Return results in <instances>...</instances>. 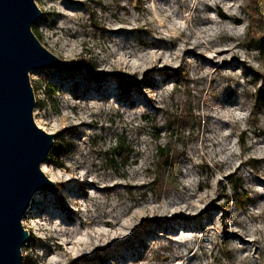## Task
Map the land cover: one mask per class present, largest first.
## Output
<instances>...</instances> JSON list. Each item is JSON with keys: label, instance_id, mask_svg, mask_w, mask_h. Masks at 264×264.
Returning a JSON list of instances; mask_svg holds the SVG:
<instances>
[{"label": "rangeland", "instance_id": "1", "mask_svg": "<svg viewBox=\"0 0 264 264\" xmlns=\"http://www.w3.org/2000/svg\"><path fill=\"white\" fill-rule=\"evenodd\" d=\"M137 1L35 0L32 32L70 68L29 73L62 167L43 163L54 190L22 218L21 264H264V110L250 116L264 0ZM185 102L194 118L174 126ZM160 145L186 156L155 197L145 168ZM229 176L246 212L226 205Z\"/></svg>", "mask_w": 264, "mask_h": 264}, {"label": "water", "instance_id": "2", "mask_svg": "<svg viewBox=\"0 0 264 264\" xmlns=\"http://www.w3.org/2000/svg\"><path fill=\"white\" fill-rule=\"evenodd\" d=\"M40 17L35 0H0V264H21V248L30 238L22 218L35 193L54 190L41 170L54 135L34 122L29 73L63 71L70 63L32 32Z\"/></svg>", "mask_w": 264, "mask_h": 264}, {"label": "trees", "instance_id": "3", "mask_svg": "<svg viewBox=\"0 0 264 264\" xmlns=\"http://www.w3.org/2000/svg\"><path fill=\"white\" fill-rule=\"evenodd\" d=\"M144 0H138L136 3V8L140 9L143 5ZM254 47L255 50L261 54L264 55V37H261L257 40H254ZM72 67V66H71ZM77 67V65H75ZM70 68V67H69ZM70 70V69H69ZM182 76L185 77L184 72L182 69L177 70L175 72L174 77V83L175 86L178 85V78H181ZM188 90V89H187ZM189 91V90H188ZM189 93V92H188ZM252 111L250 113V116L252 119H257V116L260 114L262 110H264V89H258L252 97ZM189 103V105H188ZM175 118L172 124L174 126H184L186 123L188 124L190 121L194 118V110L190 106V102H185L183 105L175 104ZM171 123H168V126H173ZM61 150V146L59 144H55L51 154L52 159H48L49 165H52L53 167L60 169L62 167V164L59 162L58 156ZM121 147H118L113 151V154L117 151H120ZM112 154V155H113ZM179 155H176V153L171 154L170 151H168V146L160 145L156 147L155 153L152 157V163L151 166H147L145 168V173L148 178L147 186H149L150 192L156 197V193L154 192V187L158 189L159 187L162 188V180H163V171L168 168L173 161L176 162L179 160V158L186 156L184 152H178ZM152 176V178H151ZM162 184V185H161ZM227 185L231 191V195L227 196L224 195V199L226 202V205L232 204L237 211L240 212H246L248 205H252L254 201L250 198V196L247 194L246 191L243 190V185L241 180L234 179L233 176H229L227 178ZM224 189V188H223ZM146 193V192H145ZM145 193L143 196H145ZM159 197V196H158Z\"/></svg>", "mask_w": 264, "mask_h": 264}, {"label": "bare ground", "instance_id": "4", "mask_svg": "<svg viewBox=\"0 0 264 264\" xmlns=\"http://www.w3.org/2000/svg\"><path fill=\"white\" fill-rule=\"evenodd\" d=\"M217 10V9H216ZM225 14V13H224ZM221 11H220V9L218 10V16H219V18H221V19H226V16L224 15ZM229 18V17H228ZM233 19V18H232ZM234 20V24H237L238 22H239V20H237V19H233ZM232 23V24H233ZM41 168H42V171H45L46 170V167L42 164L41 165ZM144 169V168H143ZM148 182V181H147ZM142 188V187H141ZM177 210H180V208H175V209H172V211H168V212H166V213H170V212H175V211H177ZM165 214V213H164ZM172 214V213H171Z\"/></svg>", "mask_w": 264, "mask_h": 264}]
</instances>
